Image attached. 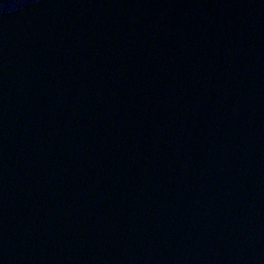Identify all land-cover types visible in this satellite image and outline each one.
Listing matches in <instances>:
<instances>
[{"label": "water", "instance_id": "water-1", "mask_svg": "<svg viewBox=\"0 0 264 264\" xmlns=\"http://www.w3.org/2000/svg\"><path fill=\"white\" fill-rule=\"evenodd\" d=\"M0 264H264V0H0Z\"/></svg>", "mask_w": 264, "mask_h": 264}]
</instances>
